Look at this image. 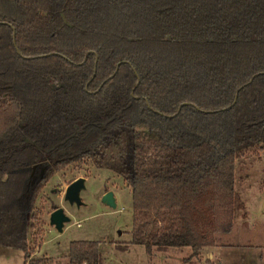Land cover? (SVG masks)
I'll return each instance as SVG.
<instances>
[{
    "label": "trees",
    "instance_id": "obj_1",
    "mask_svg": "<svg viewBox=\"0 0 264 264\" xmlns=\"http://www.w3.org/2000/svg\"><path fill=\"white\" fill-rule=\"evenodd\" d=\"M247 147L264 149V0H0V246L25 263L43 262L38 195L81 162L130 188V243L198 258L232 228ZM104 262L70 242L67 264Z\"/></svg>",
    "mask_w": 264,
    "mask_h": 264
},
{
    "label": "rangeland",
    "instance_id": "obj_2",
    "mask_svg": "<svg viewBox=\"0 0 264 264\" xmlns=\"http://www.w3.org/2000/svg\"><path fill=\"white\" fill-rule=\"evenodd\" d=\"M79 177L84 178L80 203L70 204L64 200V192ZM235 190L232 228L216 237L219 255L211 264H264V149L256 152L247 147L237 158ZM106 192H112L116 208L102 201ZM58 207L70 218L62 232L49 224L51 212ZM33 214L37 218L30 232L34 246L30 259L43 260L41 264H67L69 244L76 240L99 241L104 264H208L206 249L187 261L189 248L149 254L143 245L130 243L131 190L113 171L91 162L77 163L52 175L36 199ZM0 264L28 262L21 251L0 246Z\"/></svg>",
    "mask_w": 264,
    "mask_h": 264
},
{
    "label": "water",
    "instance_id": "obj_3",
    "mask_svg": "<svg viewBox=\"0 0 264 264\" xmlns=\"http://www.w3.org/2000/svg\"><path fill=\"white\" fill-rule=\"evenodd\" d=\"M13 44H15L14 34H13ZM119 64L120 62L117 64L116 70ZM114 73L112 74V76L114 75ZM187 104L192 105L191 103L183 102L182 104H180L175 114L179 112L182 106L187 105ZM166 116L169 117V115H166ZM35 179L36 177L33 178V180ZM83 187H84L83 177H79L75 179L74 181H72L65 189L64 196H63L64 200L68 201L70 204H73V203L79 204L80 203L79 193L83 189ZM102 201L105 204H107L109 207L113 209L116 208V202H115L112 192H106L102 197ZM69 220L70 218L64 213L63 209L59 207L53 210L49 216V224L54 226L59 232L63 231L64 224L68 222Z\"/></svg>",
    "mask_w": 264,
    "mask_h": 264
},
{
    "label": "crops",
    "instance_id": "obj_4",
    "mask_svg": "<svg viewBox=\"0 0 264 264\" xmlns=\"http://www.w3.org/2000/svg\"><path fill=\"white\" fill-rule=\"evenodd\" d=\"M64 229V227H63ZM219 234H216L215 236V244L214 246L212 247H209L206 249V252H205V259L207 260V263L208 264H211V260H213V258L217 259L218 258V255H219V251H218V239H216V237H218ZM215 250V251H213ZM199 260V259H198Z\"/></svg>",
    "mask_w": 264,
    "mask_h": 264
},
{
    "label": "built area",
    "instance_id": "obj_5",
    "mask_svg": "<svg viewBox=\"0 0 264 264\" xmlns=\"http://www.w3.org/2000/svg\"><path fill=\"white\" fill-rule=\"evenodd\" d=\"M78 225H80V224H78Z\"/></svg>",
    "mask_w": 264,
    "mask_h": 264
}]
</instances>
